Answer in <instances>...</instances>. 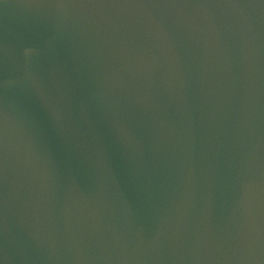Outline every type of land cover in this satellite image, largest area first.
<instances>
[{"label":"water","instance_id":"obj_1","mask_svg":"<svg viewBox=\"0 0 264 264\" xmlns=\"http://www.w3.org/2000/svg\"><path fill=\"white\" fill-rule=\"evenodd\" d=\"M0 264H264V0H0Z\"/></svg>","mask_w":264,"mask_h":264}]
</instances>
